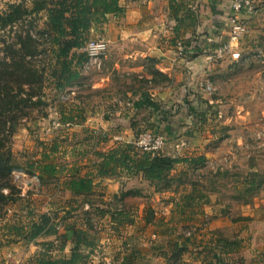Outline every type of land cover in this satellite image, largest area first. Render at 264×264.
<instances>
[{
    "label": "rangeland",
    "instance_id": "374dc122",
    "mask_svg": "<svg viewBox=\"0 0 264 264\" xmlns=\"http://www.w3.org/2000/svg\"><path fill=\"white\" fill-rule=\"evenodd\" d=\"M17 1L0 0V12ZM251 4V9L236 11L247 27L231 42L239 51L236 57L215 54L226 39L208 37L209 30L202 24L207 22L205 12L182 22L178 31L176 20L168 28L165 24L167 31L159 34L165 46L184 58L207 54L203 56L207 66L201 77L181 74L179 87L165 96L168 107L160 108L164 122L149 117L140 122L117 119L107 125L94 119L85 122L81 117L87 108L104 115L110 111L106 106L118 103L117 97L125 99L129 94L119 90L125 86L92 90L85 87L89 81L82 76L61 89L44 82L41 102L19 116L9 138L13 169L0 187V264H186L205 256L215 233H229L235 247L242 245L237 234L250 229L244 213L252 212L250 206L264 196V0H251ZM123 7L121 14L109 18L123 17L128 6ZM232 12L223 18L228 31ZM44 21L43 14L28 17L23 26L35 30ZM123 21L116 27L121 22L125 32L118 28L114 34L126 40L140 36L150 45L146 31ZM103 25L90 26L82 49L90 38L99 36L105 47L102 52L99 47L92 49L97 51L87 53L86 60L92 56L96 64L98 57L118 51L120 45L128 54L139 55L140 46H146L136 39L127 45L109 44L99 31ZM8 26L0 30V56L2 40H9ZM160 40L157 46L162 45ZM136 57L126 62H139L159 83L173 82V77L155 69L152 59ZM131 74L112 76L133 80ZM146 130L162 137L158 148L144 149L138 143ZM127 143L130 153L147 150L179 159L160 178L147 179L140 171L128 174L108 164L100 167L108 177L95 180L89 191L66 188L69 176L86 174L102 153ZM198 155L204 159L189 161ZM44 163L57 165L56 175L49 167L41 175L38 169Z\"/></svg>",
    "mask_w": 264,
    "mask_h": 264
},
{
    "label": "trees",
    "instance_id": "16d2710c",
    "mask_svg": "<svg viewBox=\"0 0 264 264\" xmlns=\"http://www.w3.org/2000/svg\"><path fill=\"white\" fill-rule=\"evenodd\" d=\"M167 2L169 15L178 17L179 22L194 18L190 0ZM7 5L8 9L0 12V30L7 25L11 28L5 34L9 40L4 38L1 42L4 53L0 56V187L5 183L1 180L13 169L9 138L19 124V116L26 115L41 102L45 81L61 89L77 78L79 66L87 58L82 46L90 26H102L109 16L124 11L119 0H20ZM42 14L43 26L35 30L23 26L28 17L40 18ZM129 146L127 143L102 153L100 166H121L128 173L140 171L145 178L155 179L179 159L147 150L130 153ZM203 159L204 155L189 157V161L195 162ZM47 167L53 171L50 163H44L41 169L46 171ZM64 183L67 189L83 193L92 188V177L71 175ZM207 258L201 264H220L216 253L213 258Z\"/></svg>",
    "mask_w": 264,
    "mask_h": 264
},
{
    "label": "crops",
    "instance_id": "0c3cea01",
    "mask_svg": "<svg viewBox=\"0 0 264 264\" xmlns=\"http://www.w3.org/2000/svg\"><path fill=\"white\" fill-rule=\"evenodd\" d=\"M190 1L194 3H191V7L195 16L198 15V12H205L208 14L206 16L207 22L202 23V20L200 21L202 24H206L205 28H207L210 33L208 37L212 40H216L220 37L221 39H226V41H228L229 31L226 26L223 25V18L228 12L232 11L230 6L231 0ZM119 3L128 6L125 15L119 19L109 18L104 23L103 30L100 34L107 38L109 44L111 42L114 46L120 45L121 43L122 45H127L130 42V39H136L138 42L145 44L143 39L139 38L140 36L134 37V35H132L126 40L125 38L114 34L118 31V28L122 30V32H125L121 22L118 28L116 26L119 20L123 21L126 19V23L133 24V27H135L136 30L146 31L145 33H148L150 45L145 44V47L140 46L139 52L141 53L139 55L128 54V50L120 45L117 46L118 51H114L113 53H111V51H106L102 57H98V62L96 64L93 62L92 56L83 63L79 76L85 77L89 81V83L85 84V87L88 86L87 88H91L92 90L97 87H105L106 90H113L114 84V87L117 88H119V85H124L125 87L120 88L119 90L122 93L125 92L129 95H125V99L121 98V96L117 97L116 99L118 100V103H116L114 107L106 106L110 111H104V115L103 112L99 114V112L97 113L92 109L87 108L85 110V115H83L81 119L82 121L85 120V122H90L91 119L92 121L94 119L96 124L100 123L104 125L110 124L113 121L116 122L115 120L117 119L127 121V119L130 118L133 119V121L137 120L140 122L143 118L147 117L158 123L164 122V117L161 116L159 111L160 108L168 107L166 103L168 98L165 99V96L170 97L171 90L174 89V86L179 87L181 84L182 73H185L186 76L190 74V76L199 75V77H201L203 70L207 66V63L203 61L207 54L197 55L195 59L184 58V56L175 52L171 46H165V44H167L166 40L159 37L161 30H163V32L167 31L166 28H168V23L171 22V24H173L176 20L178 24L174 25L176 26L174 28L175 31H178L179 25L181 24V22H178V17L169 15L167 0H119ZM259 10L260 9L258 8V11ZM199 16L201 17L200 14ZM253 21H255V19H248L249 23H253ZM165 24L167 26L166 28ZM254 26L255 25H252V27ZM123 39L125 40L122 41ZM158 39H161V46H157V43L159 42ZM136 56L152 59L154 61L155 69L161 74L168 76L167 78L173 77V82L171 83V79H169L168 82L159 83L153 79L151 74H148L147 71L143 70V65L139 62H126L127 60H135L137 58ZM197 60L200 62L196 67L195 64ZM191 63L193 64V67L190 65ZM93 64L95 65L91 66ZM92 67L95 69H91ZM130 71H132L131 75L134 78L133 80L129 79L130 81L120 79L119 76L116 75L114 78L118 79L117 81L112 76L113 74H123L124 72ZM168 101L170 102V100ZM130 121L133 123L132 120H129L128 123H130ZM110 147L113 148L114 146L112 147V145H110ZM110 147H108V149H110ZM107 150L105 149V151ZM100 157L101 158L98 159L94 167H91V171L86 173L91 177H94L93 175L97 176V179L92 178V185H94L95 180L108 177L106 176L108 174L100 169L103 155H100ZM97 166H99V171ZM53 167L52 172L56 175L57 165H53ZM117 167L122 169L121 166H116L115 169H117ZM38 170L41 172V175L45 171L41 168ZM38 170H35L34 172L39 174ZM62 181L63 179H60V182ZM193 193L194 192L192 191L190 196H193ZM199 194L201 195V193ZM250 208L252 212L248 211L247 213H244L249 217L248 225H250V229L237 234V238H242V245L235 247V239L229 236V233H215V237L212 238L211 245L207 249L208 252H205V256L203 255V257L198 258L197 261H187L188 263L186 264H201L202 260L207 256L208 258H213L214 253L217 254L220 264H264V196L260 198L259 202L257 201L254 205L250 206ZM212 209L214 210L215 207ZM214 215L217 214H213L212 217H214ZM216 217L218 218V216Z\"/></svg>",
    "mask_w": 264,
    "mask_h": 264
},
{
    "label": "built area",
    "instance_id": "2783aa9c",
    "mask_svg": "<svg viewBox=\"0 0 264 264\" xmlns=\"http://www.w3.org/2000/svg\"><path fill=\"white\" fill-rule=\"evenodd\" d=\"M230 6L235 12H232L227 18L229 23V40L223 42L222 44L218 45L217 48H215L214 52L218 56H221L225 53H230L232 57H236L239 54V51L233 48L231 42L233 43L234 40L237 41L239 35L245 32L247 27L241 20L238 19L236 11H239L243 7L251 9L252 4L251 0H232ZM105 44L106 43L103 37H92L85 43L84 50H86L89 55L95 54L97 50H101L100 52H102ZM95 48L98 49L92 50ZM178 48H181V46H178ZM139 136L138 143L144 149H155L158 148L162 143V137L159 136V134H153L147 130L141 133ZM18 174L19 173H16L17 176Z\"/></svg>",
    "mask_w": 264,
    "mask_h": 264
}]
</instances>
